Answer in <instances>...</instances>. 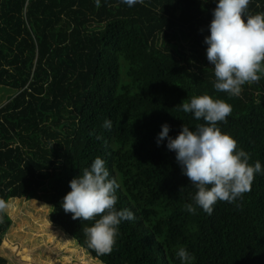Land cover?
<instances>
[{
  "label": "trees",
  "instance_id": "trees-1",
  "mask_svg": "<svg viewBox=\"0 0 264 264\" xmlns=\"http://www.w3.org/2000/svg\"><path fill=\"white\" fill-rule=\"evenodd\" d=\"M215 7L213 0H143L131 8L121 0H0V85L17 91L0 108V199L9 213L0 211L1 251L12 253L4 238L12 225L8 237H17L26 199L42 204L41 214L50 206L42 221L84 249V260L181 264L176 252L184 247L192 264H264V175L234 203L192 214L185 205L195 189L167 141L156 142L164 123L173 137L183 123H203L177 105L208 94L232 106L221 130L251 164L264 166V76L236 97L214 89L203 41ZM248 11L264 12V0H251ZM106 119L111 130L102 127ZM98 156L119 184L117 209L136 216L120 225L106 255L88 244L85 229L95 219L73 220L61 204L69 182ZM30 243L22 251L28 260ZM0 264H8L1 254Z\"/></svg>",
  "mask_w": 264,
  "mask_h": 264
},
{
  "label": "clouds",
  "instance_id": "clouds-1",
  "mask_svg": "<svg viewBox=\"0 0 264 264\" xmlns=\"http://www.w3.org/2000/svg\"><path fill=\"white\" fill-rule=\"evenodd\" d=\"M99 5L100 0H96ZM128 7L142 4L143 0H121ZM212 20L207 26L209 34L206 57L214 69V89L231 97L239 96L245 84L256 82L264 76V12L250 14L251 0H213ZM185 114H191L194 129L183 123L175 137L170 135L172 126L164 123L156 138L175 153L181 174L188 178L195 189L192 202L186 211L195 214L197 208L211 215L219 201L234 203L250 192L257 174L264 175L260 161L250 163V153L238 147V142L218 126L226 122L232 106L208 94L192 96L177 105ZM111 130L110 119L103 122ZM97 139H102L98 136ZM70 191L62 199V208L73 220L95 219L85 229L89 247L99 255L110 254L119 234V227L136 216L129 209H117L119 184L110 178L106 162L96 157L89 168L69 182ZM184 187L181 188V191ZM7 208L0 199V211ZM98 217V219H96ZM181 264H192L194 256L184 247L176 252Z\"/></svg>",
  "mask_w": 264,
  "mask_h": 264
},
{
  "label": "rangeland",
  "instance_id": "rangeland-1",
  "mask_svg": "<svg viewBox=\"0 0 264 264\" xmlns=\"http://www.w3.org/2000/svg\"><path fill=\"white\" fill-rule=\"evenodd\" d=\"M16 93L17 91L15 89L0 85V108L15 97ZM21 200L22 201L19 204L24 215L20 216V225L18 226V229H16L17 237L14 239H12V237H8V234H10L9 232L13 227L12 225L4 238V240L7 238L11 241V244L13 245L12 253H10V247L6 252L0 250V254L7 258L8 264H99L88 254L87 255L92 258V260L88 258L85 259V261L84 258L86 256V251H84V249L79 248L80 251H75L77 249L69 244H66L68 237H65L59 228L54 227L52 224L47 225L44 221H42V218L45 216L49 217L50 215L51 208L49 205L44 203L48 208H46V210L49 213L41 214L39 212L43 209L42 204L34 203L33 201L35 200ZM5 210L8 213V208ZM35 215L41 217L39 226L36 224L37 221H35ZM36 232L40 234V237H34V235L37 234ZM28 238L31 239V243L28 248H34L32 252V260H28L22 253L24 248L23 243ZM73 245H75L74 242Z\"/></svg>",
  "mask_w": 264,
  "mask_h": 264
}]
</instances>
